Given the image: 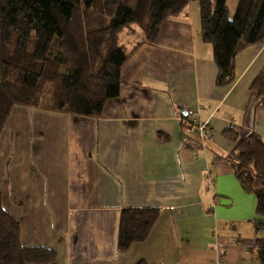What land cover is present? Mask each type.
Returning <instances> with one entry per match:
<instances>
[{
  "label": "crops",
  "instance_id": "0c3cea01",
  "mask_svg": "<svg viewBox=\"0 0 264 264\" xmlns=\"http://www.w3.org/2000/svg\"><path fill=\"white\" fill-rule=\"evenodd\" d=\"M193 1L162 23L157 42L129 56L120 94L100 116L16 105L0 135L4 207L20 221L24 246L56 253L30 264H260L257 199L226 156L251 132L264 140V106L249 90L264 44L242 49L234 81L218 85L214 46ZM124 30L120 43L143 37L137 25ZM189 109L210 121L206 140L185 124ZM129 207L161 214L145 241L120 252Z\"/></svg>",
  "mask_w": 264,
  "mask_h": 264
},
{
  "label": "trees",
  "instance_id": "16d2710c",
  "mask_svg": "<svg viewBox=\"0 0 264 264\" xmlns=\"http://www.w3.org/2000/svg\"><path fill=\"white\" fill-rule=\"evenodd\" d=\"M192 0H0V135L16 105L98 117L120 94L121 68L144 41L157 42L162 23ZM203 39L214 46L216 83L235 79L236 55L264 44V0H196ZM137 25L143 37L120 43L122 31ZM250 97L264 106V67L250 85ZM236 177L257 199L253 220L264 233V140L256 132L240 137L226 156ZM159 207L123 208L118 250L145 241L160 217ZM264 264V235L256 238ZM53 249L26 247L20 221L4 207L0 190V264L48 263ZM137 264H147L139 261Z\"/></svg>",
  "mask_w": 264,
  "mask_h": 264
},
{
  "label": "built area",
  "instance_id": "2783aa9c",
  "mask_svg": "<svg viewBox=\"0 0 264 264\" xmlns=\"http://www.w3.org/2000/svg\"><path fill=\"white\" fill-rule=\"evenodd\" d=\"M184 122L187 125L195 127L203 140H206L211 133L212 127L209 120L202 121L198 110L189 109L187 110L186 115L184 116ZM216 264H224L222 258L218 259Z\"/></svg>",
  "mask_w": 264,
  "mask_h": 264
},
{
  "label": "rangeland",
  "instance_id": "374dc122",
  "mask_svg": "<svg viewBox=\"0 0 264 264\" xmlns=\"http://www.w3.org/2000/svg\"><path fill=\"white\" fill-rule=\"evenodd\" d=\"M193 3L194 4H198V1H193ZM228 6L231 8V13L233 14L234 13V7H235V0H228ZM125 36H126V31L124 30L120 35H119V40L120 41H123L124 40V38H125ZM17 106H21V105H17ZM17 106H15L14 108H13V110H12V112L14 113V111H15V108H17ZM23 107H27V108H37V107H28V106H24V105H22ZM39 109H43V108H39ZM45 110H49V109H45ZM11 112V114H13ZM10 114V115H11ZM10 117V116H9ZM8 120H9V118H8ZM7 120V122H6V125H5V127H4V129H6L7 127H8V125H9V121ZM3 129V130H4Z\"/></svg>",
  "mask_w": 264,
  "mask_h": 264
},
{
  "label": "water",
  "instance_id": "95a60500",
  "mask_svg": "<svg viewBox=\"0 0 264 264\" xmlns=\"http://www.w3.org/2000/svg\"><path fill=\"white\" fill-rule=\"evenodd\" d=\"M185 113H187V111Z\"/></svg>",
  "mask_w": 264,
  "mask_h": 264
}]
</instances>
